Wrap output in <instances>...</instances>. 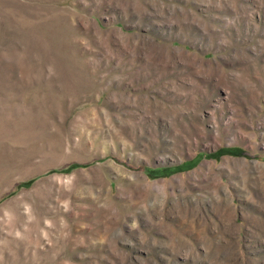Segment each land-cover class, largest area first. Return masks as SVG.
Listing matches in <instances>:
<instances>
[{"label":"rangeland","instance_id":"1","mask_svg":"<svg viewBox=\"0 0 264 264\" xmlns=\"http://www.w3.org/2000/svg\"><path fill=\"white\" fill-rule=\"evenodd\" d=\"M0 264H264V0H0Z\"/></svg>","mask_w":264,"mask_h":264}]
</instances>
